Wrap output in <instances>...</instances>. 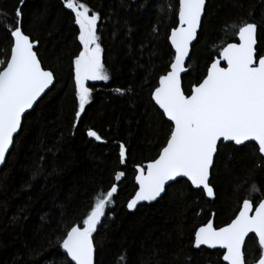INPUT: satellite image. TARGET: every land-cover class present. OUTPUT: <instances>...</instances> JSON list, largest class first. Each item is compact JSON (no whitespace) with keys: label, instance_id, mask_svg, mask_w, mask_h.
<instances>
[{"label":"trees","instance_id":"1","mask_svg":"<svg viewBox=\"0 0 264 264\" xmlns=\"http://www.w3.org/2000/svg\"><path fill=\"white\" fill-rule=\"evenodd\" d=\"M80 2L100 16L97 35L111 78L88 84L92 102L74 125L73 60L82 50L74 13L64 7V0H0V59L10 55L4 18L11 28L20 7L22 30L39 42L42 66L56 77L51 90L26 115L22 134L0 171V264L58 260L65 254L56 246L57 239L70 226H82L96 196L113 186L117 193L106 208L108 219L93 234L96 264H120L124 252L129 264H224L221 251L196 250L194 234L212 217L214 227L227 225L244 199L254 203L264 199V161L251 146L221 149L211 172V200L202 190L181 182L159 203L139 206L135 212L127 208L136 191V167L155 160L168 135L169 122L162 121L151 94L173 60L168 36L178 23V0ZM242 21L260 26L257 47L264 53V0H207L187 63L190 71L182 79L186 95L202 81L222 47L237 42L230 26ZM118 88L125 94L117 93ZM89 130L105 142L89 137ZM120 144L127 150L124 163ZM121 171L124 175L117 181ZM28 183L32 188L25 191ZM25 205L31 207L22 229L12 217ZM45 214L49 223L35 236L32 229L40 226L39 217ZM38 241L47 250L29 252ZM260 251L257 240L248 238L245 259L258 257Z\"/></svg>","mask_w":264,"mask_h":264},{"label":"snow or ice","instance_id":"2","mask_svg":"<svg viewBox=\"0 0 264 264\" xmlns=\"http://www.w3.org/2000/svg\"><path fill=\"white\" fill-rule=\"evenodd\" d=\"M23 3V0H21ZM64 7L74 13V22L79 28L78 40L82 50L73 60L74 95L77 101L75 121L85 113L86 105L92 102L89 81L110 80V74L102 62L103 49L97 35L98 13L92 12L80 0H64ZM206 0H178V25L168 36L174 58L166 74L161 75L151 99L161 110L162 121L166 118L168 135L158 158L144 167L137 168L135 181L139 186L134 198L127 204L129 211L145 202L159 203L169 190L181 182H190L191 187L202 190L208 197L214 196L210 174L220 151L225 146H251L257 158L264 161V53L258 50L259 25L242 21L232 24L237 42H229L219 51V59L211 63L206 76L185 94L182 88V73L190 71L186 60L190 59L193 42L198 40L205 15ZM2 15V14H0ZM22 9L15 11L16 21L11 28L4 18L9 33L10 56L0 59V166L6 165L10 154L22 134L26 114L50 90L56 79L52 70H45L39 57L38 41L33 42L22 30ZM35 49V50H34ZM223 62V63H222ZM120 95L122 89L115 90ZM87 135L96 141L105 142L93 130ZM249 142H253L249 145ZM120 162L126 161V148L120 144ZM56 170L53 169V172ZM124 175L118 172L117 181ZM36 173H33V179ZM32 188L30 183L24 190ZM117 187L96 196L91 210L82 221V226H70L56 241V246L65 255L45 264H96V247L93 234L102 220H107L106 208L113 204ZM23 206L12 217L14 224L22 229L27 226L28 210ZM47 214L41 215L42 222L32 231L39 236L49 223ZM59 226H57L58 228ZM249 234H254L249 237ZM34 236V239H35ZM258 238L261 250L258 257L245 259V238ZM51 244L49 237L45 236ZM196 249L223 250L220 256L224 264H264V199L253 202L244 199L238 215L226 226L217 229L212 221L195 231L193 245ZM47 245L42 241L29 248L33 254H43ZM23 264V262H19ZM120 264H129L127 252L122 253Z\"/></svg>","mask_w":264,"mask_h":264},{"label":"water","instance_id":"3","mask_svg":"<svg viewBox=\"0 0 264 264\" xmlns=\"http://www.w3.org/2000/svg\"><path fill=\"white\" fill-rule=\"evenodd\" d=\"M132 1H139V0H132ZM206 5H207V0H206ZM205 9H206V7H205ZM203 18H204V16L202 17V20H203ZM177 21H178V13H177ZM177 25H178V23H177ZM199 31H200V30H199ZM170 32H171V31H170ZM198 33H199V32H198ZM169 35H170V33H169ZM168 42H169V40H168ZM34 43H35V42H34ZM195 43H196V41L193 42V46H194ZM169 44H170V42H169ZM37 46H38V45H37ZM170 46H171V45H170ZM34 50H35V49H34ZM172 51H173V55H174V50L172 49ZM191 51H192V49H191ZM190 55H191V52H190ZM9 56H10V55H9ZM173 58H174V56H173ZM216 59H219V56H218L217 58H215V60H216ZM215 60H214V61H215ZM188 61H189V59L186 60V62H185V63H186V66H187ZM214 61H213V62H214ZM222 63H223V62H222ZM210 65H211V64H210ZM210 65H209V67H210ZM209 67H208V68H209ZM186 74H187V72L182 73V79H183V77H184ZM205 76H206V75H205ZM54 83H55V81H54ZM53 85H54V84H53ZM53 85L51 86V88L53 87ZM157 86H158V85H157ZM194 86H195V85H194ZM192 87H193V86H192ZM192 87H191V88H192ZM51 88H50V90H51ZM182 88H183V83H182ZM50 90H49V91H50ZM49 91H48V92H49ZM183 91H184V90H183ZM48 92H47V93H48ZM47 93H46V94H47ZM189 94H190V93H189ZM43 97H44V96H43ZM43 97H42V98H43ZM42 98H41V99H42ZM152 101H153V100H152ZM38 102H39V101H38ZM38 102H37V103H38ZM153 103H154V105H155V102H154V101H153ZM155 106H156V105H155ZM35 107H36V105H34V108H35ZM156 107L158 108V106H156ZM32 111H33V110H31L30 112H32ZM159 111L161 112V110H159ZM26 115H27V114H26ZM165 119H166V118H165ZM169 123H170V122H169ZM249 143H253V142H249ZM234 146H235V145H234ZM235 147H243V146H235ZM10 151H11V149H10ZM157 158H158V156H157ZM6 159H7V157H6ZM150 162H152V161H150ZM150 162L145 163L142 167H144V168L146 169L147 164L150 163ZM3 167H4V166H0V171H1V169H2ZM137 168H139V167H136V171H137ZM137 174H138V173H136V175H137ZM135 177H136V176H135ZM210 179H211V174H210ZM188 183L190 184V182H188ZM135 185H136V191H135V193H134V195H133L132 198H134L136 192L139 190V186L137 185L136 181H135ZM192 188H193V187H192ZM193 189H194V190H198V189H195V188H193ZM204 194H205V197H206L208 200H211V199H212V197H208L206 193H204ZM132 198H131V199H132ZM131 199H130V200H131ZM130 200H129V202H130ZM129 202H128V203H129ZM128 203H127V204H128ZM155 203H156V202H153V204H155ZM242 204H243V202L241 203L240 209H241V207H242ZM142 205H147V206H149V204H147V203H145V202H142L141 205H137V208H138L139 206H142ZM151 205H152V204H151ZM240 209H239V210H240ZM135 211H136V210H135ZM135 211H130V212H135ZM238 213H239V211L237 212L236 215H238ZM236 215H235V216H236ZM234 218H235V217H234ZM234 218H233V219H234ZM210 221L213 222V217L210 219ZM231 221H232V220H231ZM231 221H230V222H231ZM230 222H229V223H230ZM229 223H228V224H229ZM213 224H214V223H213ZM225 226H226V225H225ZM98 227H99V226H98ZM217 229H219V228H217ZM251 235L254 236V234H249V237H250ZM249 237H246V238H245V241H247V239H248ZM256 240H257V242H258V238H256ZM194 241H195V234H194ZM193 245H194V243H193ZM193 247H194V246H193ZM244 247H245V246H244ZM194 248H195V247H194ZM201 248H203V249H207V250H209V251H214V250H219V251H221V252L223 251V250H220V249H208V248H206L205 246H201ZM201 248H200V249H201ZM195 249H196V248H195ZM196 250H198V249H196ZM242 251H244V248H242ZM221 260H222V258H221ZM222 262H223V260H222ZM223 263H224V262H223Z\"/></svg>","mask_w":264,"mask_h":264},{"label":"rangeland","instance_id":"4","mask_svg":"<svg viewBox=\"0 0 264 264\" xmlns=\"http://www.w3.org/2000/svg\"><path fill=\"white\" fill-rule=\"evenodd\" d=\"M90 14H91V12H90ZM95 82H100V81H95ZM95 82L89 81L88 84H89V83H95Z\"/></svg>","mask_w":264,"mask_h":264}]
</instances>
